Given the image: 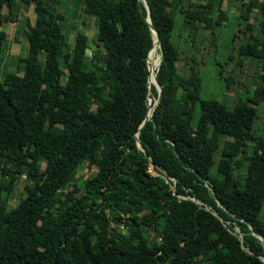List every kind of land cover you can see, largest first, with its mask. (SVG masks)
<instances>
[{
    "label": "trees",
    "instance_id": "trees-1",
    "mask_svg": "<svg viewBox=\"0 0 264 264\" xmlns=\"http://www.w3.org/2000/svg\"><path fill=\"white\" fill-rule=\"evenodd\" d=\"M13 1L0 0V53L2 7ZM21 1L34 14L20 26L23 53L12 56L21 65L0 76V264H264V128L253 129L264 72L230 107L200 98L196 63L179 72L171 39L182 0H145L158 43L141 1L71 0L93 16L92 44L78 27L66 41L62 0ZM222 1L244 17L264 9L258 0L195 1L182 15L190 44L225 16ZM251 37L237 52L264 69V36Z\"/></svg>",
    "mask_w": 264,
    "mask_h": 264
},
{
    "label": "rangeland",
    "instance_id": "rangeland-1",
    "mask_svg": "<svg viewBox=\"0 0 264 264\" xmlns=\"http://www.w3.org/2000/svg\"><path fill=\"white\" fill-rule=\"evenodd\" d=\"M66 1L67 0H62L56 5V18L63 24L66 41H70L69 38L72 37L74 29L78 27L87 34L89 43L92 44L95 34L93 16L79 10V7L75 6L71 0ZM195 1L200 0H182L181 10H176L173 15L174 23L171 30V39L174 43L178 44L180 55L177 61V69L179 72L186 75L189 72V64L196 63L195 67H197L201 77L199 97L204 99H216L218 101H223L224 99L226 105L230 107V102H232L234 98L240 95L244 97L251 91L253 80H257L258 74L264 72V69L261 68L260 62L256 57H243L237 52L238 45L246 40H251V35H255L259 39L264 36V9L253 7L250 14L244 17L241 16L242 8L238 7V3L226 5L225 1H222L219 9L223 11L225 16H221V19L211 27L206 29L199 28L195 35L198 43L194 42L190 44L188 29H183L182 26V15L184 8L187 5L192 6ZM236 1L238 0H232V2ZM2 8L6 21L1 27L6 34V44L2 48L0 54L4 51L14 56L16 54H21L22 51L19 50L23 48L26 42L20 26L23 25L24 19H28L29 22L33 21V5L31 2L14 0L9 9L6 8L5 5ZM213 9L214 11L216 10L215 5ZM213 18H215V16H213ZM246 22L249 23L248 26ZM70 23H72V25H70ZM16 25L18 28L17 32H15ZM212 35H214V40H212ZM186 52L190 60L185 56ZM39 56L41 57V55ZM15 62L21 65L20 61ZM15 62L9 65L8 68L12 69L11 66L15 67ZM224 76L228 77V81L225 82L226 86L224 83ZM198 112L199 107L198 104L195 103L190 116L191 126H195ZM263 128L264 99L258 101L256 104V117L253 129L256 133H259L263 131ZM224 138H226V136H224ZM219 152L220 145L216 147L212 155V163L208 168V172L211 175L216 174V162L220 155ZM241 166L244 169L243 164ZM80 172H82V174L85 173L86 168L80 169ZM21 178L22 175L20 174L18 179L14 181L12 195L7 199V203L10 205H15L17 203L21 193ZM258 218L264 222V197L262 198L261 206L258 211Z\"/></svg>",
    "mask_w": 264,
    "mask_h": 264
},
{
    "label": "water",
    "instance_id": "water-1",
    "mask_svg": "<svg viewBox=\"0 0 264 264\" xmlns=\"http://www.w3.org/2000/svg\"><path fill=\"white\" fill-rule=\"evenodd\" d=\"M140 1L143 3L144 8H145V11H146L145 20L147 21L148 25L150 26L147 3H146L145 0H137V3H139ZM150 29H151V31H152V33L154 35L155 41L158 43V35H157V33L154 31V29L151 26H150ZM153 42H154V40H153ZM87 53H88V48L86 47L85 50H84V54H87ZM147 81H148V73H147ZM147 85L149 87L151 84L150 83H147ZM153 85H154V87H155V89L157 91V95H156V98L153 100L152 104L150 106H148V108L150 107V111H151L152 107L155 105V103L157 102L158 97H159V94H160V85H159V83H158V81H157V79L155 77V73H154V82H153ZM147 111H148V109H147ZM150 111H149V113H146V115H145L144 119L142 120V122L148 117V115L150 114ZM211 211L212 212H215L212 209H211ZM258 237L260 238V236H258Z\"/></svg>",
    "mask_w": 264,
    "mask_h": 264
},
{
    "label": "crops",
    "instance_id": "crops-1",
    "mask_svg": "<svg viewBox=\"0 0 264 264\" xmlns=\"http://www.w3.org/2000/svg\"><path fill=\"white\" fill-rule=\"evenodd\" d=\"M24 49H25V45L23 46V48H21L19 50V51H22L21 54L23 53ZM12 56H14V55L13 54L9 55L5 51L2 54H0V76L5 72V70L9 69L8 68L9 65H12L15 62L14 60H12ZM11 67L14 68V66H11ZM18 67H19L18 65L15 66V68H17V69H18Z\"/></svg>",
    "mask_w": 264,
    "mask_h": 264
},
{
    "label": "bare ground",
    "instance_id": "bare-ground-1",
    "mask_svg": "<svg viewBox=\"0 0 264 264\" xmlns=\"http://www.w3.org/2000/svg\"><path fill=\"white\" fill-rule=\"evenodd\" d=\"M158 63V56H156V64ZM156 64L154 65V67L156 66ZM152 72H154V68L152 69ZM149 82H150V78H149ZM154 82V76H152L151 79V84Z\"/></svg>",
    "mask_w": 264,
    "mask_h": 264
},
{
    "label": "built area",
    "instance_id": "built-area-1",
    "mask_svg": "<svg viewBox=\"0 0 264 264\" xmlns=\"http://www.w3.org/2000/svg\"><path fill=\"white\" fill-rule=\"evenodd\" d=\"M258 1H264V0H258Z\"/></svg>",
    "mask_w": 264,
    "mask_h": 264
},
{
    "label": "clouds",
    "instance_id": "clouds-1",
    "mask_svg": "<svg viewBox=\"0 0 264 264\" xmlns=\"http://www.w3.org/2000/svg\"><path fill=\"white\" fill-rule=\"evenodd\" d=\"M147 68V67H146ZM148 73V72H147ZM148 82V81H147ZM153 84V83H152Z\"/></svg>",
    "mask_w": 264,
    "mask_h": 264
}]
</instances>
